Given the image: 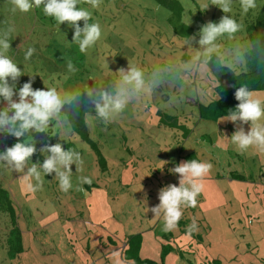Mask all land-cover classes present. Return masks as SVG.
I'll use <instances>...</instances> for the list:
<instances>
[{"label": "rangeland", "instance_id": "obj_1", "mask_svg": "<svg viewBox=\"0 0 264 264\" xmlns=\"http://www.w3.org/2000/svg\"><path fill=\"white\" fill-rule=\"evenodd\" d=\"M180 1L184 7L181 18L187 24L194 22L197 5L202 8L206 2ZM257 1V5L259 1L264 4V0ZM10 9V0H0V30L14 28L11 48L6 54L23 74L16 82L17 89L31 79L33 89L56 87L61 93L79 92L97 97L95 93L101 90H114L119 83L117 70L131 65L143 70L148 87L111 120L120 125L127 123L130 128L124 134L133 136L128 142L141 156L137 165L119 144L122 131L111 133L101 127L94 128L93 139L106 157L107 168L102 169L94 150L72 137L63 115L46 133H32L24 142L36 147L28 167L43 163L47 154L40 149L48 144L61 143L65 149L80 153L83 165L71 166L73 187L68 192L60 190L55 173L41 172L42 186L33 193L20 179L23 173L0 163V185L14 203L23 249L17 252L15 246L8 245L11 220L0 211V264H135V258L126 259L123 254L126 237L135 234L142 236L138 256L157 264H263L264 152L256 148L239 152L231 142L236 130L231 122L220 119L199 122L196 102L207 103L214 98L209 70L205 63H200L205 56L199 44L200 33L193 34L196 54L195 48H191L192 35L185 37L180 30L176 32L169 22L170 12L153 0H101L100 6L90 12L89 20L99 23L101 37L82 53L79 45L72 42L74 29L67 23L59 26L53 18L45 16L43 6L28 13H13ZM237 13L243 22L240 8ZM78 23L83 27V21ZM217 44L215 52L222 64L236 72L245 66L243 52L249 48L245 36L238 35L233 40L221 38ZM28 48H34L35 52L25 61ZM165 57V64L172 69V76L166 78L169 84L166 89L173 91L169 104L153 92V87L160 85L161 75L153 76L147 71L160 67L158 59L162 61ZM69 61L75 72L68 71ZM253 94L264 100V91ZM157 101L159 108L168 114L192 115L188 137L183 139L177 128L170 130L158 125L155 108H142L147 102ZM3 104L0 99V106ZM243 127L245 132L250 130V124ZM3 142L0 138V153L8 148ZM189 152L212 164L210 173L201 181L197 205L182 206L185 216L182 214L178 226L187 228L184 226L187 220L196 221L198 232L203 235L202 240L194 238L191 242V234H181L178 226L164 231L163 216L157 217L151 211L159 204L158 181L175 184L179 175L171 169L189 161L185 157ZM162 161L167 163L161 170ZM167 172H170L168 179L163 178ZM236 173L244 175V179L233 177ZM82 176L92 183L82 184ZM171 237L177 243L168 242ZM165 244L169 247L171 244L174 250L162 262Z\"/></svg>", "mask_w": 264, "mask_h": 264}, {"label": "clouds", "instance_id": "obj_2", "mask_svg": "<svg viewBox=\"0 0 264 264\" xmlns=\"http://www.w3.org/2000/svg\"><path fill=\"white\" fill-rule=\"evenodd\" d=\"M83 2L95 9L100 6L101 0H83ZM79 3L81 0H10V10L13 13L17 11L28 13L33 8L43 6L45 16L53 18L59 26L67 23L74 29L72 42L78 44L80 52L83 53L100 39L101 27L99 23H89L91 13L78 8ZM231 4L232 0H211V5L216 6L223 13L231 11ZM207 7L205 6L204 9ZM240 7L242 12L247 14L250 9L256 7V0H240ZM80 21H83V27L79 25ZM242 30L244 27L229 15H223L219 22H208L200 29L199 44L203 48V55L210 57L217 51V41L221 38L233 40L238 34L247 39V35ZM13 31L14 28L11 26L0 30V99L4 103V107L0 109V138L2 133H7L20 142L0 153V163L23 173L20 179L27 190L33 193L42 186L41 172L44 175L55 173L60 190L68 192L73 187L70 179L71 166L83 165L80 153L74 149H65L61 143L48 144L40 149L41 153L47 154L43 163H40L39 167L37 163H32L31 167H28V162L36 153V147L34 143H25L24 140L31 137V133H46L54 121L59 122L62 119V109L69 97L79 95V92L61 93L56 87L33 89L31 79L17 89L16 82L23 75L22 70L6 54L11 48L10 37ZM256 43L264 44V41ZM34 52V48H28L24 56L25 61L29 60ZM240 59L243 60L242 55ZM67 68L69 72L76 71L71 61L68 62ZM117 72L119 83L115 85L114 90H101L95 93L98 98L93 101V109L96 117L104 123L111 122L115 116L121 114L148 87L144 72L139 66L122 67ZM234 98L238 101L235 109L220 118V121H228L236 125V130L230 137L232 144L241 153L247 152L250 148L264 152V123H261L264 119V100L255 97L247 85L237 88ZM244 124H250V130L247 132L244 130ZM162 162L161 170L167 163ZM211 169V163L196 159L181 162L171 169L172 173L179 175V186L169 184L161 188L158 193L159 204L151 209L155 216H163L164 231L177 228L183 214L182 206L197 205V196L203 187L201 181ZM80 182L92 183L90 178L84 176L80 177ZM188 223V220L184 223L187 228L178 226L181 234L198 231L195 221L189 227ZM170 240L168 242L171 244L177 243L173 237Z\"/></svg>", "mask_w": 264, "mask_h": 264}, {"label": "trees", "instance_id": "obj_3", "mask_svg": "<svg viewBox=\"0 0 264 264\" xmlns=\"http://www.w3.org/2000/svg\"><path fill=\"white\" fill-rule=\"evenodd\" d=\"M153 1L158 6H162L170 12L169 22L174 25V29L176 32L180 30L185 37H189L192 35L190 40L192 42L191 48H195L196 54V36L193 34L200 33L201 27L208 22L214 20L219 22L220 18L223 15H229L244 27V30L242 31L247 35L249 48L243 52L245 66L240 67L237 72L229 66L222 64L216 52L212 53L210 57L202 56L201 52L200 56H202L203 59L200 63H205L207 69L209 70V72H207V75L210 82L211 94L214 98H211L207 103L196 102V112L199 122L201 120L205 122H215L221 117L227 116L231 110H234L235 106L238 103V101H236L234 98V93L235 90L242 85H247V87L252 91H264V44L256 43L257 41H264L263 1H259V5H257L258 1L256 0V7L254 9H250L247 14L244 13V20L243 22H241L238 18L239 13H237V10L239 8L241 9L240 0H232L231 11L229 13H223L219 8L211 5V0H206V2L202 5V8L201 6L197 5L196 14L193 17L194 22L191 24L185 23L181 18L182 13H184V7L180 0ZM77 6L84 7V9L89 12L95 10L90 5L84 3L83 0H81V3H79ZM205 6L208 7L204 9ZM166 62V57L165 60L162 59V61H159L158 59L157 63L160 65V67H152L150 70H147L146 68L145 69L148 72L153 73V76L161 75L160 79L158 80V83H160V85L158 87L154 86L153 92L157 93L156 95H158V98L160 97L163 103L169 104L171 103L170 100H172L171 92L173 91H168L166 89L169 88V84H167L168 81L166 78L172 76V69L167 64H165ZM168 63H171L170 59H168ZM158 92H160V95L158 94ZM95 99H97V97L88 96V94L86 93H79V95H74L72 98H70V100H68V102L64 105L61 115L65 117V121L67 122L72 137L78 138V143L88 145L90 148H92L97 155V159L99 164H101V168L106 169V157L101 152V150L98 149V143L93 139L95 135L94 128L102 129L101 127H104L105 131L111 130V133H115L118 130H121L122 133H120L119 131V144L124 148V151L128 155L131 154L129 155L131 159L130 161L133 160V163L137 165L140 162L138 159H140L141 156L140 154L137 155L138 153L136 149H133L131 147V143L128 142L129 140L133 139L131 133L124 134L125 131L130 130L127 123L125 125H120L119 123L113 121L109 123H104L103 121H101L96 117L93 109V101ZM159 102L160 101H157L156 103L147 102L143 104L142 108H155L158 116V125L162 124L170 128V130L177 128L182 131L183 139L188 137L190 135V132L192 131L191 127H189V121L192 115L183 112H180L178 115L168 114L161 108H159ZM3 107L4 104L0 106V109H2ZM158 125H154L155 128L158 127ZM1 136L4 139L3 144L5 147H11L15 143L20 142L15 137L7 133H2ZM124 146L126 147V150ZM185 157L188 160H199L194 152H189L185 155ZM168 174H170V172H167L165 175H163V178L168 179ZM233 177L241 180L244 179V175L238 173H236ZM176 181L179 183V179L176 178ZM177 182L174 185L177 186ZM167 183L170 184L168 181ZM158 184L161 188L168 186L165 183H161V181L160 183L158 181ZM198 200H200V197H198L197 201ZM0 211L7 213L10 216L11 220V238L8 240V245L10 247L15 246L17 252H22V241L20 230L16 224L14 203L11 200L8 191L1 185ZM184 215L185 213H183V216ZM192 223L193 221H189L188 227ZM196 225L198 228L199 224L196 223ZM187 233L189 232L187 231ZM202 236L203 235L200 232L196 231L191 233V237L189 240L191 242L192 239L196 238L197 241H200L203 238ZM168 240L171 241L170 238ZM141 242L142 236H140V234L131 235L130 238L126 237L123 248L124 257L126 259L131 257L135 258V264H157L151 259H144L138 256V246L139 243L141 244ZM171 251H173V247H171V245L169 247L168 244H165L164 250L162 252V262L165 261L166 254ZM123 254L122 258L124 259ZM262 260L264 264V259Z\"/></svg>", "mask_w": 264, "mask_h": 264}]
</instances>
